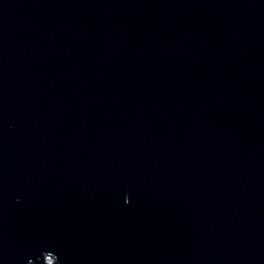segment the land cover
<instances>
[{
	"label": "water",
	"instance_id": "1",
	"mask_svg": "<svg viewBox=\"0 0 264 264\" xmlns=\"http://www.w3.org/2000/svg\"><path fill=\"white\" fill-rule=\"evenodd\" d=\"M264 264V0H0V264Z\"/></svg>",
	"mask_w": 264,
	"mask_h": 264
},
{
	"label": "bare ground",
	"instance_id": "2",
	"mask_svg": "<svg viewBox=\"0 0 264 264\" xmlns=\"http://www.w3.org/2000/svg\"><path fill=\"white\" fill-rule=\"evenodd\" d=\"M48 259H50V262L47 261ZM56 264V258L53 257L52 255H45V259H44V264Z\"/></svg>",
	"mask_w": 264,
	"mask_h": 264
},
{
	"label": "rangeland",
	"instance_id": "3",
	"mask_svg": "<svg viewBox=\"0 0 264 264\" xmlns=\"http://www.w3.org/2000/svg\"><path fill=\"white\" fill-rule=\"evenodd\" d=\"M47 261H49V262H50V259H48ZM49 264H51V263H49Z\"/></svg>",
	"mask_w": 264,
	"mask_h": 264
}]
</instances>
